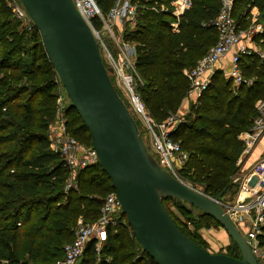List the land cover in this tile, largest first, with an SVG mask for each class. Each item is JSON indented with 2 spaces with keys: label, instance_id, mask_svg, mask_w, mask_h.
Listing matches in <instances>:
<instances>
[{
  "label": "trees",
  "instance_id": "trees-1",
  "mask_svg": "<svg viewBox=\"0 0 264 264\" xmlns=\"http://www.w3.org/2000/svg\"><path fill=\"white\" fill-rule=\"evenodd\" d=\"M93 1L103 15L115 2ZM132 1L137 5L135 22L132 27L125 25L122 37L136 51L138 79L134 92L146 116L161 124L177 113L185 99L188 82L184 72L192 69L216 42L212 21L220 0H190L189 9L178 18L172 14L173 0ZM232 6L239 28L249 26L245 17L254 8L264 25V0H232ZM93 25L96 29L101 26L97 19ZM254 41L263 49L264 33ZM103 64L108 68L104 60ZM241 69L245 77L254 80L251 87H236L232 79L215 71L197 105L190 104L185 122L171 134V140L187 154L177 171L178 178L221 201L231 200L237 192L231 183L242 151L237 137L252 125L255 103L264 100V63L255 56L242 57ZM110 79L113 83L112 76ZM58 92V79L38 31L33 26L22 27L11 8L0 0V264L61 261L78 220L95 222L105 197L113 192L98 163L77 171L73 177L75 188L65 190L70 170L61 156L51 151L48 138L56 120ZM63 113L66 133L90 148V137L75 110L68 105ZM167 202L182 217H172ZM162 204L178 230L206 250L192 236L195 227L202 222L220 226L211 217L173 199L162 200ZM226 255L239 258L233 245ZM76 264L154 262L141 250L129 227L119 223L107 228L98 257L93 241H89Z\"/></svg>",
  "mask_w": 264,
  "mask_h": 264
},
{
  "label": "water",
  "instance_id": "water-1",
  "mask_svg": "<svg viewBox=\"0 0 264 264\" xmlns=\"http://www.w3.org/2000/svg\"><path fill=\"white\" fill-rule=\"evenodd\" d=\"M38 31L70 107L80 118L97 163L132 236L154 264H259L240 232L212 199L179 181L148 153L133 117L103 64L101 46L73 0H18ZM264 21V13L261 15ZM173 199L211 217L239 258L210 253L184 236L162 200Z\"/></svg>",
  "mask_w": 264,
  "mask_h": 264
},
{
  "label": "built area",
  "instance_id": "built-area-1",
  "mask_svg": "<svg viewBox=\"0 0 264 264\" xmlns=\"http://www.w3.org/2000/svg\"><path fill=\"white\" fill-rule=\"evenodd\" d=\"M4 1L22 27L33 26L18 0ZM73 3L101 48L105 50V62L112 71L114 88L131 106L129 111L142 117L148 124L149 147L157 163L181 181L177 171L187 160V154L181 150L178 143L171 140V134L185 122L186 114H180L178 110L166 121L156 125L148 119L143 104L134 92V83L138 79L134 65L136 51L133 45L123 40L122 27L127 24L133 26L137 5L132 0H115L108 13L103 15L93 0H73ZM190 5V0H173L171 2L172 14L178 18L189 9ZM232 7V0H220L218 14L212 21V26L217 32L216 42L192 69L184 72L188 82L185 100L190 104L197 105L199 98L211 82L216 63L226 55L230 56L228 76L236 87L241 85L251 87L254 82L253 79L242 74V57L255 56L264 63V48H260L254 41L255 37L264 33V25L255 23L258 14H252L251 25L241 29L232 16ZM95 19L101 24L99 29L93 25ZM172 26L176 28V24ZM118 28L122 29L121 32ZM117 30H119V34L116 35L118 38L115 36ZM105 36L112 39L115 46L113 52L105 49L103 45ZM55 105L56 120L48 133L49 147L52 152L61 156L70 170L65 185L67 191L75 188L76 184L73 179L75 173L95 165L97 159L91 147H84L66 133L63 111L69 105V101L65 93L58 92ZM254 110L256 115L252 125L237 137L243 147L236 162L237 167L241 166L243 158L249 155L264 136V100H258L254 105ZM231 183L235 184L237 189L233 200H219L218 205L240 232L258 263L264 264V157L245 172L239 175L236 173ZM120 217L118 202L114 192H111L105 197L99 218L95 222L85 224L78 220L79 225L77 224L72 241L63 248V259L56 264H76L89 241H93V251L98 257L106 242L107 228H115L119 223L126 225L125 219L121 220Z\"/></svg>",
  "mask_w": 264,
  "mask_h": 264
},
{
  "label": "rangeland",
  "instance_id": "rangeland-1",
  "mask_svg": "<svg viewBox=\"0 0 264 264\" xmlns=\"http://www.w3.org/2000/svg\"><path fill=\"white\" fill-rule=\"evenodd\" d=\"M252 14H258V16H256L257 19H256L255 23H262V21H260V19H259L260 14H259L258 10L254 8L250 11V13L247 15V17H245V21H246L247 25H251V23H252V20H253ZM122 29H124V27H122ZM118 34H119V30L115 31V36ZM116 37L118 38V36H116ZM103 45L105 46V49H107L109 52H113V49L115 48L112 39L107 37V36H105L103 38ZM101 54H102V58L105 62L106 53H105V50H103L102 48H101ZM227 70H229V66H228ZM111 75H112V73H111ZM112 79H113V77H112ZM59 92L64 93L60 84H59ZM120 96H122V95L120 94ZM121 98L123 99V97H121ZM125 104H126L127 108L130 109L131 106L129 105V103L127 101ZM130 112H131V110H130ZM186 114H187V112H186ZM132 117L134 118L136 124L138 125L139 131L142 135L143 142L145 143V147H146L148 153L150 155L154 156L151 153V149L149 147L150 145H149V141H148V137H147L148 136L147 135L148 124L144 121V119L142 117L135 114L134 112H132ZM184 119H185V116H184ZM149 120H151V119H149ZM151 122L158 125V122L155 120H151ZM242 149H243V147L241 148V150ZM235 188H236V185H235ZM196 190L199 191L198 189H196ZM233 198H234V196L232 197L231 200H233ZM166 208L170 212L172 217H174V218L177 217L176 215H178V213H177L176 209L170 203H168V202L166 203ZM178 216H180V215H178ZM180 217H182V216H180ZM182 219H184V217ZM77 224L79 225V223H77ZM205 224H209V226H211V227L206 229L203 227ZM76 227H77V225H76ZM191 231H193V230H191ZM192 236L196 242L201 244V246L203 248H205L210 253L227 254L228 249L232 248V243H231L230 239L228 238V236L226 235V233L223 231V229L220 227H216L215 225H212L210 223H206V222L205 223L204 222L199 223L195 227V232H193Z\"/></svg>",
  "mask_w": 264,
  "mask_h": 264
},
{
  "label": "crops",
  "instance_id": "crops-1",
  "mask_svg": "<svg viewBox=\"0 0 264 264\" xmlns=\"http://www.w3.org/2000/svg\"><path fill=\"white\" fill-rule=\"evenodd\" d=\"M119 30L121 32L122 29H119ZM229 60H230V56L226 55L225 57L221 58L215 65V71H218V70L221 71L224 74V76L227 78H230L228 76V70H227L229 66ZM189 106H190V103H188V101L184 99L180 105L179 113L185 115L189 109ZM262 157H264V136L258 141V143L251 150L249 155L243 158V162L241 166L238 167L237 175L248 170Z\"/></svg>",
  "mask_w": 264,
  "mask_h": 264
}]
</instances>
